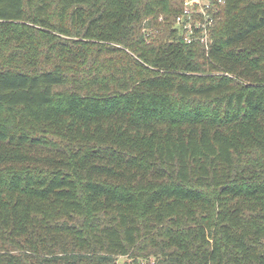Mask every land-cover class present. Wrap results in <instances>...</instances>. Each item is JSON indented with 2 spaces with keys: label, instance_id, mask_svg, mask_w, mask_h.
Here are the masks:
<instances>
[{
  "label": "trees",
  "instance_id": "trees-1",
  "mask_svg": "<svg viewBox=\"0 0 264 264\" xmlns=\"http://www.w3.org/2000/svg\"><path fill=\"white\" fill-rule=\"evenodd\" d=\"M180 10L0 0V264H264V0Z\"/></svg>",
  "mask_w": 264,
  "mask_h": 264
},
{
  "label": "built area",
  "instance_id": "built-area-1",
  "mask_svg": "<svg viewBox=\"0 0 264 264\" xmlns=\"http://www.w3.org/2000/svg\"><path fill=\"white\" fill-rule=\"evenodd\" d=\"M225 0H181L174 23L186 43L199 42L205 50L211 43V28L219 19Z\"/></svg>",
  "mask_w": 264,
  "mask_h": 264
},
{
  "label": "rangeland",
  "instance_id": "rangeland-1",
  "mask_svg": "<svg viewBox=\"0 0 264 264\" xmlns=\"http://www.w3.org/2000/svg\"><path fill=\"white\" fill-rule=\"evenodd\" d=\"M125 259H126V258H124V257H119V259H118V264H122L123 261H124Z\"/></svg>",
  "mask_w": 264,
  "mask_h": 264
}]
</instances>
